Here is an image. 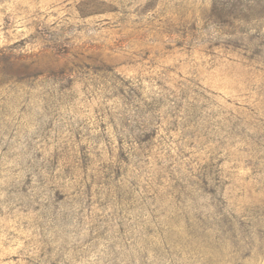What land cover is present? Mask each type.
Segmentation results:
<instances>
[{
	"label": "rangeland",
	"instance_id": "obj_1",
	"mask_svg": "<svg viewBox=\"0 0 264 264\" xmlns=\"http://www.w3.org/2000/svg\"><path fill=\"white\" fill-rule=\"evenodd\" d=\"M0 264H264V0H0Z\"/></svg>",
	"mask_w": 264,
	"mask_h": 264
}]
</instances>
